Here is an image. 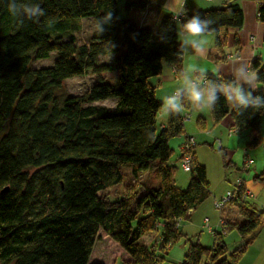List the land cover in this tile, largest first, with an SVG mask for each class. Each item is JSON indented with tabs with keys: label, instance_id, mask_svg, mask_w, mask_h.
Masks as SVG:
<instances>
[{
	"label": "trees",
	"instance_id": "obj_1",
	"mask_svg": "<svg viewBox=\"0 0 264 264\" xmlns=\"http://www.w3.org/2000/svg\"><path fill=\"white\" fill-rule=\"evenodd\" d=\"M152 1L32 0L44 15L21 22L9 14L7 0H0V264H86L99 231L128 255L123 264H156L180 240L187 244L179 224L209 198L206 171L195 161L196 144L185 152L184 141L176 162L181 165L188 155L189 170L182 169L189 178L184 190L174 185L168 141L185 136V120L181 112L166 114L156 129L162 104L150 83L162 65L179 77L178 31L185 17L163 13ZM255 2L257 21L264 27V0ZM107 12L113 20L99 35L95 22ZM138 12L145 17L133 15ZM194 14L213 21L205 36H213L215 48L225 46L229 33L237 47L243 15L236 0ZM86 20L92 31L78 42ZM137 29L149 32V38L144 51L130 52L126 37ZM51 53L56 54L51 66H32ZM250 65L258 75L253 94H264V62L255 57ZM82 75L95 78L88 90L59 94L64 82ZM107 100L114 105H97ZM187 110L185 102L182 111ZM263 112L230 110L221 96L209 116L213 125L229 116L231 130L253 150L261 144ZM196 128L204 132L203 120L196 121ZM248 167L242 163V169ZM124 168L129 172L124 174ZM127 181L137 183L135 190H127ZM253 181L264 185V166ZM110 191L116 192L112 198ZM227 194L229 202L215 209L219 200H214L213 208L220 214L229 206L236 214L219 217L215 226L208 222L211 246L188 245L180 264H237L254 241L263 214L247 201L243 182ZM230 231L240 240L232 253L222 242ZM149 233L158 240L143 243Z\"/></svg>",
	"mask_w": 264,
	"mask_h": 264
},
{
	"label": "crops",
	"instance_id": "obj_2",
	"mask_svg": "<svg viewBox=\"0 0 264 264\" xmlns=\"http://www.w3.org/2000/svg\"><path fill=\"white\" fill-rule=\"evenodd\" d=\"M152 3L155 5L158 4L160 6L161 12L171 15H173L172 13L174 9L183 8L186 10V13L194 14L199 11L218 9L223 6V0H154L152 1ZM236 3L241 8L243 15L242 28L236 36L238 42L237 47L234 46V36L231 33L227 34L226 43L223 48L214 47L213 36H204L206 44L204 46L205 52L203 54H196L191 49H188L187 51H178V55L181 57V70L189 65H193L202 69L207 73V75H211L216 78L231 80L233 78L231 76V72L235 63L245 62L250 64V62L255 57H258L261 61L264 62V44L262 41L264 27L257 21V3L255 2V0H236ZM121 6L122 4H118L119 9H121ZM133 15L139 18L145 17V14L143 12H138ZM148 38L149 32L143 31L142 29H137L131 32L126 37L127 50L130 52L144 51ZM178 42L180 44L179 37ZM152 81V83L150 82L151 85L157 87L155 91V98L161 104L164 98V94H166V96L171 95L180 83L179 77L174 75L172 67L169 65H162L161 74L155 79L153 78ZM254 87L255 90H257L256 83ZM227 104L229 109L231 110L232 105L228 101ZM181 114L183 116H188L189 114L195 116V132L191 133L193 136L195 134V136L201 137L204 136L202 134H205L206 137H209L210 139H214V137L217 135L223 136L224 143H222L226 146V148H230V150L235 151L239 150L241 146H244L242 152H239L241 159H243V161L248 158L252 160V164L248 167L247 170L242 169V166L240 167L242 172H247V179L251 182L252 191H250L253 192V194L247 190L250 199V201H247L253 205L252 208H256L257 211L263 214L264 185L253 181V178L259 175L264 166V112L261 116L260 121L261 144L258 148L253 150H247L245 148V138L243 139V142H239L238 138L235 139V137H230L235 136L238 133H230L231 119L229 116L223 118L219 124L213 125L210 120L209 110H198L190 104H188V110L185 112L182 111ZM164 115L166 114L164 113ZM198 119H201L204 122V132L199 131L196 128V121ZM194 144H196L195 141ZM218 144H220L219 146L221 147V142H218ZM251 169L252 172H250ZM239 182L241 181L239 180ZM243 186L245 188L244 183ZM208 222L210 224L209 220ZM217 223L218 220L212 226H215ZM237 264H264V223L262 224L258 235L254 239V241L246 248L243 256Z\"/></svg>",
	"mask_w": 264,
	"mask_h": 264
},
{
	"label": "rangeland",
	"instance_id": "obj_3",
	"mask_svg": "<svg viewBox=\"0 0 264 264\" xmlns=\"http://www.w3.org/2000/svg\"><path fill=\"white\" fill-rule=\"evenodd\" d=\"M118 4L120 5L121 2L119 1ZM91 31V22L88 20L82 21L81 30L79 34H77L78 42L86 41ZM54 61H56V54L51 53L47 59L35 61L32 66L36 69L49 67L54 63ZM152 80L153 78L150 79L151 83L153 82ZM94 82L95 78L91 75L73 77L64 82L62 90H60L59 94L61 96L81 94L88 90L94 84ZM165 96L166 94H164V97ZM97 105L111 107L114 105V103L113 100H107L99 102ZM189 115H185L189 117V120H185L183 122L185 136L174 138L168 141V147L172 151V156L169 163L175 166L173 174L174 185L181 190L186 188L189 173L184 172L180 163L176 162L178 154L177 149L185 141L186 137L192 139L194 138L196 145L193 148V154L196 163L202 165L205 168L206 181L210 196L204 203H202L192 213L189 214L188 221H182L179 224L181 234L186 237V240H188L187 244H184L185 239L180 240L179 243L173 245L166 251L167 254L161 253L159 257H161L163 260L157 262L156 264H180L184 255L186 254L188 245L190 244L199 243L200 245L210 247L212 244V236L208 234L204 228H202L203 221L208 219L210 221V225L212 226L217 222L219 217L225 218L228 214H236L235 209H231L229 206H226L219 214L218 211L213 208V201L220 200L227 193L232 192L238 185L239 180L241 182L243 181L246 190L250 191L252 189L251 182L247 179V172H242L240 168L242 166L243 159H241L239 152H242L244 146H241L239 150L235 151L230 150V148H226V146L223 144V136L217 135L214 137V139H210L209 137L207 138L205 134H202L204 136L201 137L195 136V134L193 136L191 133L195 132V116L192 114ZM185 116H183V119H185ZM165 119L166 115H164L161 107L155 118L156 129L159 130L160 127L164 125ZM230 137H235V139L238 138L239 142L244 141L242 134H237ZM218 142H221V147L219 146L220 144H218ZM224 162L226 164L229 163V165L224 167ZM128 172L129 170L127 168L123 169L124 174ZM250 172H252V169ZM149 179L151 180L149 183L154 181V178ZM142 180L143 179L140 181ZM136 184L137 183L131 181H127L125 183L128 191L135 190ZM115 193V191H110V197L112 198L111 195H114ZM251 193L253 194V192ZM247 200L250 201L249 198ZM262 223H264V213ZM157 240L158 236L155 233H149L142 238L143 243L146 244H152ZM222 242L224 243L227 252L232 253L240 245L238 233L236 231H230L227 234L222 235ZM128 258V255L116 243L106 237L103 232L99 231L86 264H123L128 261Z\"/></svg>",
	"mask_w": 264,
	"mask_h": 264
},
{
	"label": "clouds",
	"instance_id": "obj_4",
	"mask_svg": "<svg viewBox=\"0 0 264 264\" xmlns=\"http://www.w3.org/2000/svg\"><path fill=\"white\" fill-rule=\"evenodd\" d=\"M7 10L13 18L38 21L44 15V9L40 3L32 0H7ZM173 17L184 16L181 22V31L178 32L180 44L178 51L191 49L196 54L205 52L206 33L212 31L213 21L202 18L199 14L186 16V10L174 9ZM113 20L112 12H107L95 22V30L99 35L106 31V26ZM161 42L166 40L161 35ZM179 86L171 95L162 100V111L168 115H176L182 112L185 102L198 110L215 109L220 97L223 96L234 110L243 113L248 109L254 111L264 110V94H256L255 82L258 75L252 70L251 65L245 62H237L233 65L231 80L220 81L210 79L202 69L189 65L179 72Z\"/></svg>",
	"mask_w": 264,
	"mask_h": 264
},
{
	"label": "built area",
	"instance_id": "obj_5",
	"mask_svg": "<svg viewBox=\"0 0 264 264\" xmlns=\"http://www.w3.org/2000/svg\"><path fill=\"white\" fill-rule=\"evenodd\" d=\"M204 1H206V0H204ZM184 120H188V117L185 116V119H184ZM230 133H231V134H235L234 131H231ZM193 145H194V141H193V139H192V138H189V137H186V138H185V143H184L183 150H184L185 152H188V149H189L190 147H192ZM183 157H184V158H183V160H182L181 165H182V168L184 169V171H187V170H189V157H188L187 154H185V156H183ZM251 163H252V161H251V160H248V159H246V160L243 161V165H244L246 168H247ZM230 199H231V195H230V194H226L225 196L222 197V199L219 200V202H217V203L214 204V208H215V209H218V208L220 209V208H222V207L224 206V204H226V203L229 202ZM204 229H208V221H207V220H205Z\"/></svg>",
	"mask_w": 264,
	"mask_h": 264
}]
</instances>
